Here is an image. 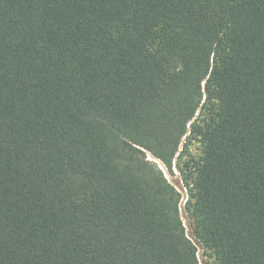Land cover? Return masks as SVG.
<instances>
[{"label":"trees","instance_id":"1","mask_svg":"<svg viewBox=\"0 0 264 264\" xmlns=\"http://www.w3.org/2000/svg\"><path fill=\"white\" fill-rule=\"evenodd\" d=\"M264 264V0H0V264Z\"/></svg>","mask_w":264,"mask_h":264},{"label":"rangeland","instance_id":"2","mask_svg":"<svg viewBox=\"0 0 264 264\" xmlns=\"http://www.w3.org/2000/svg\"><path fill=\"white\" fill-rule=\"evenodd\" d=\"M201 118V113L197 112L195 118L188 124V132L182 139V142L179 146V150L174 158L172 164V170H167L160 161L152 157L151 155L147 154V160L150 162L155 163L158 168L163 172L164 177L166 180L176 189V191L180 194V202H179V215L182 220V223L185 228V232L187 237L192 241L197 249V257L199 264H217L213 255L205 250L194 238L193 236V226L192 222L187 216L185 212V204L188 200L186 189L184 187L182 177L180 172L178 171V166L183 164V162L187 159H197L200 154V144L193 139L192 135L190 134L189 130L191 129L194 122H198Z\"/></svg>","mask_w":264,"mask_h":264}]
</instances>
